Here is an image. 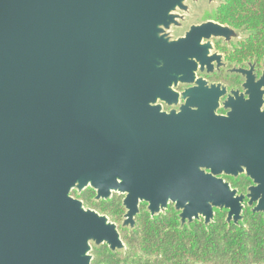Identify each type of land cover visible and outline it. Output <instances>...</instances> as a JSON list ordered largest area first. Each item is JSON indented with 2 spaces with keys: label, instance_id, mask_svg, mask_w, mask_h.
Segmentation results:
<instances>
[{
  "label": "water",
  "instance_id": "1",
  "mask_svg": "<svg viewBox=\"0 0 264 264\" xmlns=\"http://www.w3.org/2000/svg\"><path fill=\"white\" fill-rule=\"evenodd\" d=\"M216 1L0 0V264L123 251L116 225L72 195L86 189L95 202L123 197L122 229L140 204L151 217L172 205L181 227L207 226L215 210L237 225L245 205L264 217L261 93L242 105L239 141L215 142L212 128L231 118L208 112L197 142V43L243 30L207 21L171 31ZM178 84L195 86L178 94ZM179 99L178 112L162 111ZM220 174L252 185L238 195Z\"/></svg>",
  "mask_w": 264,
  "mask_h": 264
},
{
  "label": "trees",
  "instance_id": "2",
  "mask_svg": "<svg viewBox=\"0 0 264 264\" xmlns=\"http://www.w3.org/2000/svg\"><path fill=\"white\" fill-rule=\"evenodd\" d=\"M210 18L221 25L247 33L243 44L251 57L264 59V0H222ZM75 195V193H72ZM94 192L75 196L87 208L120 223V198L113 195L95 202ZM143 208V205L140 206ZM209 225L194 221L180 226L169 206L164 214L150 217L141 211L131 235L121 232L126 245L122 261L132 264H264V217L248 207L237 225L225 222V211L215 210Z\"/></svg>",
  "mask_w": 264,
  "mask_h": 264
},
{
  "label": "flooded vegetation",
  "instance_id": "3",
  "mask_svg": "<svg viewBox=\"0 0 264 264\" xmlns=\"http://www.w3.org/2000/svg\"><path fill=\"white\" fill-rule=\"evenodd\" d=\"M201 14H207V12L204 10L201 11ZM207 21L213 20L211 18H206L195 24H201ZM179 32L181 33L177 37L183 36L186 31ZM233 39L225 41L221 38L214 37H211L208 40L201 38L200 43H197V72L195 73L194 78L197 80V142L201 136L202 120L209 119L208 116L203 118V114L205 113L209 112L215 117L225 119L231 118L229 124L223 126L214 125L211 134V138L215 140V142L229 144L233 141H239L237 138L243 136V132H240V125L237 123V118L239 119L244 101L248 100L250 95L257 97L258 93H261L260 98L262 99V104L259 111H264V59H257V57H251L249 55L246 49L247 46L243 44L246 37L242 41L235 43L232 42ZM207 42H209V44H206ZM194 86L193 84H178L173 90L180 94ZM159 103L162 111L165 113H168L171 110L178 112L182 100L179 99L176 106L169 107L163 102ZM205 172L209 173V171ZM216 177L221 179L225 184H228L231 190H235L238 195H245L248 188L252 185L249 178L242 174L237 176L220 174ZM117 196L120 198L121 202L123 197L119 195ZM244 204H246V201ZM141 205H143L142 209L140 208ZM145 209L146 205L140 204L139 214L141 211L146 212ZM164 213H161L160 215ZM123 215L124 210L121 215L120 223H115L109 220L116 225L120 238L122 231L127 232L129 236L133 231V228H121ZM123 244L125 246L123 251L114 252L109 251L105 245H93L95 247H92L91 245L90 255L92 259L90 264H132L130 262L122 261V256L127 249L124 242Z\"/></svg>",
  "mask_w": 264,
  "mask_h": 264
},
{
  "label": "rangeland",
  "instance_id": "4",
  "mask_svg": "<svg viewBox=\"0 0 264 264\" xmlns=\"http://www.w3.org/2000/svg\"><path fill=\"white\" fill-rule=\"evenodd\" d=\"M220 1L222 0H217L216 1V4H211L210 6L206 5L205 2H202L200 3V9H196V8H192V12H191V15L188 17V21H187V24H185V26L181 29H172V35L175 36V35H179L181 32H178V31H185L187 29V27L191 24H195L196 22H199L200 20H203V19H206V18H210L211 14L215 11L216 9V5L220 3ZM206 11L207 14H201V11ZM246 37V33L245 32H239L237 33V37L234 38L232 40V42H240L242 41L244 38ZM72 193H75V192H72ZM74 197L76 196L73 195ZM94 200V199H93ZM92 247H95L92 245Z\"/></svg>",
  "mask_w": 264,
  "mask_h": 264
}]
</instances>
